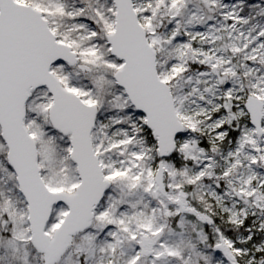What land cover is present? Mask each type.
Wrapping results in <instances>:
<instances>
[{
  "label": "snow or ice",
  "instance_id": "1",
  "mask_svg": "<svg viewBox=\"0 0 264 264\" xmlns=\"http://www.w3.org/2000/svg\"><path fill=\"white\" fill-rule=\"evenodd\" d=\"M0 264H264V0H0Z\"/></svg>",
  "mask_w": 264,
  "mask_h": 264
}]
</instances>
